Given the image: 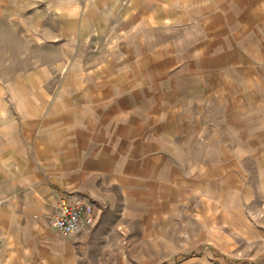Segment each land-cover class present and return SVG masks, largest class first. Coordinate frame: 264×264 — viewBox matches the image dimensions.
Instances as JSON below:
<instances>
[{
    "label": "clouds",
    "instance_id": "9594fccd",
    "mask_svg": "<svg viewBox=\"0 0 264 264\" xmlns=\"http://www.w3.org/2000/svg\"><path fill=\"white\" fill-rule=\"evenodd\" d=\"M104 2L38 0L42 5L39 13L44 27L26 23L27 33H20L0 26V174L12 177L15 169V174L22 178L19 183L29 187L38 184L37 171L46 172L61 158L68 159L75 147L72 142L78 136L86 135L89 129L95 132V126L100 123L97 110L108 108L124 94L117 88L111 100L100 99L93 103L102 87L96 79L97 66L110 72L109 61L137 59L139 62L159 50L174 57L164 65L166 71L156 72L154 66L148 77L163 81V85L155 83L150 88H143V78L133 84V87L143 88L133 96V103L146 107H155L161 96L212 91L217 87L231 88L242 80L249 83L264 81V58L259 57V52L264 49V0H259L258 10L255 9L258 0H166L164 11L170 15L160 21L146 17L140 23L130 24L127 16L122 20L105 16L99 7ZM216 24H222L225 29L219 36L228 34L227 40L218 39L219 47L210 43L206 31ZM118 28L121 29L119 32ZM101 37H104L106 49L97 57ZM130 41L134 43L130 45ZM121 42L125 44L123 53L119 47ZM226 69L230 80L226 79ZM116 71L125 76L131 69L117 67ZM37 73L45 74L43 82ZM89 84L97 85L96 96L88 91ZM78 93L83 94V104L74 99ZM119 108L117 105L116 110ZM242 111L241 119L245 123L228 120L221 110L217 124L205 125L191 135L187 127L170 129L179 133L176 140L184 149L179 163L185 167V175L198 185L193 192L194 197H199L197 212L200 205L205 211L203 218L199 215L190 217L185 228L175 236L177 245L181 244L180 237L187 229L193 230L194 237L197 235V224L193 221L203 224L209 216L214 217L220 212L229 219L233 214L254 216L252 209H264V93L258 109ZM133 115L146 114L143 109L121 112L109 127L127 125ZM157 119L165 120L166 114L162 113ZM228 123L239 129L230 140L234 149L243 147L239 141L241 135L252 141L253 146L245 150L249 168L244 171L241 166L242 175L247 176V180L213 171L218 167L214 157L223 154L217 141L220 125L227 126ZM214 141H217L216 147H212ZM232 154L236 155L235 152ZM30 161L34 166L28 173L29 182L23 177ZM115 163V158L107 152H86L79 167L77 163H69L62 174L73 179L81 178L79 189L73 184L72 191L92 194L107 213L106 219L116 220L123 213L122 223L127 224V231L147 227L154 205L140 199L143 193L133 189L123 176L124 161L113 167ZM150 163L145 162L144 166ZM98 180L103 181L99 187ZM80 201L85 203L86 196L80 197ZM132 206L137 208L136 214L128 211ZM11 211L15 234L10 235L0 227V264H49L50 260L62 257L68 241H81L78 249L69 244L71 251H85L89 234L94 245L102 246V235L92 233L99 215L93 220L91 217L96 213L91 208L88 217L79 221L77 231L84 235L78 236L76 231L66 232L67 239L55 241L59 251L53 250L50 257L40 250L41 246L48 248L51 243L46 238H37L42 237L40 226L31 222L21 227L16 223L15 205L11 206ZM254 219L264 227V220L258 216ZM31 229L37 236L30 235ZM111 247L109 245L105 250Z\"/></svg>",
    "mask_w": 264,
    "mask_h": 264
},
{
    "label": "crops",
    "instance_id": "0c3cea01",
    "mask_svg": "<svg viewBox=\"0 0 264 264\" xmlns=\"http://www.w3.org/2000/svg\"><path fill=\"white\" fill-rule=\"evenodd\" d=\"M101 73L103 74L101 75ZM37 75L43 82L45 74L37 73ZM116 77L115 79L108 77L103 68L98 67L96 69V79L102 87H100L98 97L93 100V103H98L100 99L111 100L117 88L122 90L124 94L118 96L116 101L108 108L97 110L96 114L100 117V123L95 126V132L89 129L86 135L78 136L72 142L75 147L68 159L61 158L58 164L48 167L46 172L37 171L35 177L39 183L32 184L31 187L28 184L18 182L22 178L15 174V169L12 170V177L0 174V212L3 213L0 217L7 218L12 222L11 206L15 205L16 216L18 217L16 223H37L43 217L48 219L50 215L54 214L63 199L76 201L80 197L86 196L99 210V219L106 218L107 213L92 194L72 191L71 185L73 184L79 189L81 178L77 176L73 179L62 174L65 166L69 163H77L79 167V161L85 158L86 152L91 151L102 154L107 152L109 156L114 157L116 163L113 167L119 165L120 161L123 160V176L127 178L133 189L143 193L140 199L150 201L154 208H160V206L170 208L172 201H186L191 197L198 185L185 175V167H182L179 163L180 158L184 156L181 142L176 140L179 133H175L170 129L175 126L187 127L191 135L203 126L212 127L217 122L202 119L201 113L199 115L194 114L192 118L189 112L192 111V106H196V102H198L195 98L197 94H190L189 97L186 95L183 98L181 94H177V99H171L170 95L167 97L161 96L155 107H146L140 103H133V96L143 91L133 87V84L138 81V72H133L130 80H126L128 79L126 75L121 76L118 72H116ZM108 80L111 81L108 82ZM87 88L94 96L97 95L96 84H89ZM82 95V93H78L74 97L81 104L84 103L81 98ZM191 96L194 98H191ZM117 105H120L119 110H116ZM135 109H143L146 115H133L129 117L127 125L120 124L109 127L113 119L121 112H133ZM162 113L166 114V119L158 120L157 117L161 116ZM238 121L245 123L242 119ZM165 125L168 127H165ZM238 131L239 129L235 128L232 123H228L227 126L220 125L217 141L220 146L219 150L223 154L214 157L218 167L213 171L219 172L221 175H233L235 178L244 180L241 166H243L244 171L249 168V158L245 155V150L253 145L251 140L245 139L241 135L239 141L243 144V147L234 149L230 144V140ZM169 137L172 139L169 140ZM217 141L213 142L212 147H216ZM225 145L227 147H224ZM233 152L236 155H233ZM43 159L44 157H42V162ZM149 161L151 163L145 167V162ZM167 161L171 163L168 164ZM162 162L165 163L162 164ZM33 166L34 162L30 161L28 171L23 177L24 180L30 182L28 173L31 172ZM101 183L103 181L98 180L97 186L99 187ZM190 186L194 187L193 191ZM195 198L199 199V197ZM128 211L136 214L137 208L132 206ZM120 217H123V213ZM210 222L225 225L223 231L212 232L211 238L214 242L216 240L215 246L213 245V248H211L212 255L233 264H261L260 260L264 259V255L254 258L249 257L248 260H236L230 257V254L241 243L247 244V242L258 240H262L264 243V231H251L250 220L236 214H233L229 219L224 213L220 212ZM2 228L7 232L5 225ZM246 249L244 248L242 252L245 253Z\"/></svg>",
    "mask_w": 264,
    "mask_h": 264
},
{
    "label": "rangeland",
    "instance_id": "374dc122",
    "mask_svg": "<svg viewBox=\"0 0 264 264\" xmlns=\"http://www.w3.org/2000/svg\"><path fill=\"white\" fill-rule=\"evenodd\" d=\"M165 2L166 0H105L99 7L109 19L118 17L122 20L123 17L127 16L129 17L127 23L130 24L133 22L140 23L146 17H151L156 21L164 19L170 15V13L164 11ZM41 7L42 5L38 3V0H0V26L15 29L20 33H27L28 27H26V23L30 26L44 27L45 23L40 19L39 13ZM255 9H259V0L257 5H255ZM37 21H39L38 24L36 23ZM123 27L124 25L122 24L121 28ZM120 30V28L117 29L118 32ZM206 31L209 33L210 43L216 44L217 47L220 46L217 43L218 39L221 41L228 39L227 33L224 36L218 35L225 32L222 24H216L215 27L210 26ZM241 39L243 38L241 37ZM133 43L129 42L130 45ZM119 47L121 53H123L125 51L124 42H121ZM105 49L104 37H101L99 47L96 49L97 57L102 55ZM259 57L264 58V49L259 52ZM173 59L174 57L167 52L159 50L153 51L150 57L139 59V62L137 59L109 61L111 71L104 70L108 77L115 79L117 78L116 68L127 66L131 71L126 74L128 78L126 80L131 79L133 72H138V81L143 78V88H150L155 83H160L161 85L164 83L163 81H157L155 77L148 79L154 70V66H156V72L162 73L167 70L164 65ZM225 71L226 79L230 80V74H228L227 69ZM51 83L52 81H50ZM143 88L139 89L143 90ZM262 93H264V81H252L249 83L247 80H242L238 85L231 88L217 87L212 91L201 90L193 92L191 94H197L195 98L198 102H196V106H192V111L189 113H191L192 118L194 114L199 115L201 113L202 119H210L211 122L218 123L220 111L222 110L228 120L238 121L244 115L242 109H258L260 107ZM186 95L187 97L190 96V94H181V97L183 98ZM170 97L171 99H177L178 95H170ZM191 98L194 97L191 96ZM193 104L195 103L193 102ZM247 179L248 177L244 176V180ZM190 189L193 191L194 187L190 186ZM198 200L192 194L186 201H172L170 208L162 206L153 208L151 222L148 226L139 230L133 228L131 232L127 231V224L122 223L124 217H119L116 220H112L110 217L108 219H99L96 227L92 228V233L102 235V246L94 245L91 242V234H89V243L85 251H71L69 244L78 249L81 241H68L64 245L62 257L50 260L49 264H233L211 254V248H213V245L215 246L214 243L216 242V240L214 242L211 238L212 232L225 229V225L211 223V219L214 218L212 216L204 220L203 224L193 221V223L197 224L195 229L197 235L194 237L193 230L189 228L180 237L181 244H176V234L185 228L190 217L199 215L203 218L205 215L203 205H200L199 212L196 210ZM252 211L254 216L264 220V209L255 208ZM254 216H246V219L250 220L251 231H264V227H261L256 222ZM29 224L21 223L19 225L26 227ZM36 224L43 230L42 237L37 238H46L51 242L48 248L43 246L40 248L44 254L50 257L53 255V250L59 251L55 241L57 239L66 240L67 237L53 228L46 217H43ZM4 225L10 235L15 234L12 222L7 218L0 217V227ZM30 235L37 236V233L34 229H31ZM77 235L83 236L84 234L79 233ZM12 243L15 244V239H13ZM109 245H112V247L106 251L105 249ZM236 247L231 251L233 253L230 254V257L236 260H248L249 257L254 258L264 255V243L262 240L247 242V244L241 243ZM244 248H247L245 253L242 252ZM260 261L263 264L264 259Z\"/></svg>",
    "mask_w": 264,
    "mask_h": 264
},
{
    "label": "built area",
    "instance_id": "2783aa9c",
    "mask_svg": "<svg viewBox=\"0 0 264 264\" xmlns=\"http://www.w3.org/2000/svg\"><path fill=\"white\" fill-rule=\"evenodd\" d=\"M90 208L93 210V213H96L91 217L93 220H95L97 214L99 215V212H97V207L89 198H86V202L83 204L81 203L80 199L76 201L63 199L59 203L57 211L48 217V222L53 228L63 235H65L66 232L73 231H76L77 234H79L81 233L77 231L79 221L88 217ZM61 229H63V231H61Z\"/></svg>",
    "mask_w": 264,
    "mask_h": 264
}]
</instances>
